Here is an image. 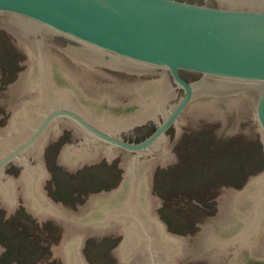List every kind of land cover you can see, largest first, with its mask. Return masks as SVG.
<instances>
[{
	"label": "water",
	"instance_id": "1",
	"mask_svg": "<svg viewBox=\"0 0 264 264\" xmlns=\"http://www.w3.org/2000/svg\"><path fill=\"white\" fill-rule=\"evenodd\" d=\"M0 29L16 38L27 60L0 91L11 112L0 127V192L9 219L17 205L64 225L70 264L84 258V237L127 228L118 248L124 264H264V170L243 190L218 197L217 224L198 236L166 230L146 192L148 160L179 161L166 152V130L191 111L222 117L252 106L264 150V0H0ZM63 122L81 141L59 163L108 161L122 153L118 189L72 206L44 201L43 145ZM25 171L29 201L17 203L6 165ZM4 248L0 247V256Z\"/></svg>",
	"mask_w": 264,
	"mask_h": 264
},
{
	"label": "rangeland",
	"instance_id": "2",
	"mask_svg": "<svg viewBox=\"0 0 264 264\" xmlns=\"http://www.w3.org/2000/svg\"><path fill=\"white\" fill-rule=\"evenodd\" d=\"M21 60L26 61L27 56L17 47L16 38L0 29V91L27 68L18 64ZM248 107V114L231 112L222 117V122L219 116L191 111V119L182 118L180 131L175 125L166 133V152L177 155L179 161L169 157L166 162L148 160L146 192L165 200L163 208H158V202L151 205L154 214L169 233L183 235L187 243L189 236H198L202 227L220 221L224 214H218V197L225 195L226 187L243 190L233 186L235 179L264 170L261 134L253 107ZM10 115L0 103V127L7 124ZM63 126L66 128H60L53 144L50 137L45 138L46 185H40L42 197L81 212V206H87L88 200L101 191L121 187L122 153L111 162L107 158L80 160V171H70L73 165L59 163L60 154L69 149L62 151V146L71 145L74 137L72 123L63 122ZM6 175L14 182L17 203L29 201L23 168L6 165ZM114 177H118L117 182H113ZM7 218L0 192V247L4 248L0 263L68 264L67 251L59 250L64 246V225H58L56 214L46 216L45 222L28 212L27 205H17ZM122 230L93 238L86 234L66 237L68 243L85 238L84 258L91 264H124L118 251L124 246L126 234ZM134 264L144 263L134 256Z\"/></svg>",
	"mask_w": 264,
	"mask_h": 264
},
{
	"label": "flooded vegetation",
	"instance_id": "3",
	"mask_svg": "<svg viewBox=\"0 0 264 264\" xmlns=\"http://www.w3.org/2000/svg\"><path fill=\"white\" fill-rule=\"evenodd\" d=\"M176 124H171L168 128H167V130H166V133L169 131V129L170 128H172V127H174ZM72 134L74 135V137H73V135H72V137L73 138H71V140H70V142H71V145H68V143H66V144H64L63 146H62V151L63 150H65L66 148H71L72 146H74L75 144H77L78 142H80L81 141V138H80V135H79V132L77 131V130H74L73 129V132H72ZM113 164V165H112ZM111 165H112V167L114 166V162L112 163ZM23 168V167H22ZM119 168L120 169H122V165H121V163L119 164ZM111 170H114L115 168H110ZM122 176V175H121ZM117 179H118V177L117 178H113V182H115V180H116V182H117ZM122 180V179H121ZM120 180V181H121ZM119 184H120V182H119ZM235 185H233V186H237L238 185V187H241L240 189H244V188H246L248 185H249V176L248 177H241V178H238V179H235V183H234ZM111 185V184H110ZM110 185H108V186H110ZM104 187H107V185L106 186H104ZM121 188V187H120ZM116 189H118V188H116ZM0 264H2V262L0 263Z\"/></svg>",
	"mask_w": 264,
	"mask_h": 264
},
{
	"label": "bare ground",
	"instance_id": "4",
	"mask_svg": "<svg viewBox=\"0 0 264 264\" xmlns=\"http://www.w3.org/2000/svg\"><path fill=\"white\" fill-rule=\"evenodd\" d=\"M149 177H150V176H149ZM25 178H26V176H25ZM26 182H27V181H26ZM26 184H27V183H26ZM124 229H125V232H124V233L127 235V228H123V230H124ZM123 230H122V231H123ZM124 233H123V234H124ZM57 252H58V251H57ZM63 261H64V260H63ZM65 261H66L68 264H70L69 257H66V260H65Z\"/></svg>",
	"mask_w": 264,
	"mask_h": 264
}]
</instances>
